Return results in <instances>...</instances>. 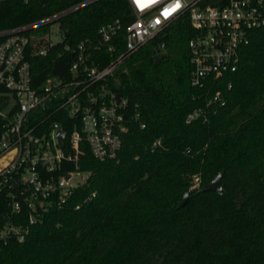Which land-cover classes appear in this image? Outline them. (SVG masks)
Listing matches in <instances>:
<instances>
[{
    "label": "trees",
    "instance_id": "trees-1",
    "mask_svg": "<svg viewBox=\"0 0 264 264\" xmlns=\"http://www.w3.org/2000/svg\"><path fill=\"white\" fill-rule=\"evenodd\" d=\"M72 6L57 20L61 42L44 55L35 53L43 39L26 47L34 84L66 77L81 40L91 43L93 64H108L123 50L131 9L126 0L0 2V29ZM115 20L117 36L101 42L98 27ZM191 33L183 15L120 64L109 84L125 100L116 157L101 161L84 149L78 170L85 178L70 203L43 214L22 241L0 240V264H264V24L250 31L235 71L214 87L189 82ZM213 89L225 104L204 108ZM196 108L205 118L186 123ZM218 174L221 193L201 191ZM9 215L0 193V227Z\"/></svg>",
    "mask_w": 264,
    "mask_h": 264
},
{
    "label": "built area",
    "instance_id": "built-area-1",
    "mask_svg": "<svg viewBox=\"0 0 264 264\" xmlns=\"http://www.w3.org/2000/svg\"><path fill=\"white\" fill-rule=\"evenodd\" d=\"M126 1L134 18L125 27L123 50L114 59L106 65L93 64L91 43L81 40L73 49L67 76H47L37 84L25 59L29 41L45 40L35 51L44 55L52 44L38 37L37 30L57 23L77 5L28 24L0 29V85L4 88L0 92V193L7 198L10 212L0 227V240L14 237L22 241L29 226L43 214L70 203L85 178L78 170L84 149L101 161L116 157L126 130L125 100L116 103V92L109 84L117 81L115 72L129 55L169 23L187 15L192 30L186 42L189 82L198 88L214 87L235 71L250 31L264 24V0ZM120 26L117 20L99 26L101 42L117 36ZM63 49L68 50L69 45ZM223 96L218 89L209 91L204 108L223 106ZM205 116V109L196 108L185 122ZM59 131H63L62 142ZM197 186L194 177L192 187ZM79 207L80 203L73 204V209Z\"/></svg>",
    "mask_w": 264,
    "mask_h": 264
},
{
    "label": "water",
    "instance_id": "water-1",
    "mask_svg": "<svg viewBox=\"0 0 264 264\" xmlns=\"http://www.w3.org/2000/svg\"><path fill=\"white\" fill-rule=\"evenodd\" d=\"M154 61L155 62H158V58L155 57L154 58ZM120 98H121L120 94L119 93H116L115 94L116 103H119L120 102ZM57 135L59 137L60 142H62L63 131H59ZM219 179H220V175L218 174L209 183H207L206 185H204L201 188V191H213V192H216V193L220 194L221 193V185H220ZM187 198H188V193L186 192L183 195V198H182V201L180 203V206L183 205L187 201ZM85 202L88 203L89 200L87 199Z\"/></svg>",
    "mask_w": 264,
    "mask_h": 264
},
{
    "label": "rangeland",
    "instance_id": "rangeland-1",
    "mask_svg": "<svg viewBox=\"0 0 264 264\" xmlns=\"http://www.w3.org/2000/svg\"><path fill=\"white\" fill-rule=\"evenodd\" d=\"M36 35L40 38L46 39L50 44H55L61 40V31L56 22H53L50 26L44 25L39 28Z\"/></svg>",
    "mask_w": 264,
    "mask_h": 264
},
{
    "label": "snow or ice",
    "instance_id": "snow-or-ice-1",
    "mask_svg": "<svg viewBox=\"0 0 264 264\" xmlns=\"http://www.w3.org/2000/svg\"><path fill=\"white\" fill-rule=\"evenodd\" d=\"M179 5H177V7H178Z\"/></svg>",
    "mask_w": 264,
    "mask_h": 264
}]
</instances>
